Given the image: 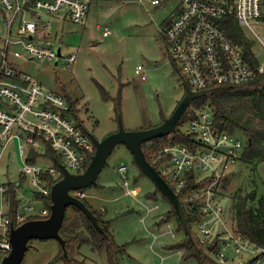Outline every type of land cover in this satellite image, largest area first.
Returning <instances> with one entry per match:
<instances>
[{"label":"built area","instance_id":"1","mask_svg":"<svg viewBox=\"0 0 264 264\" xmlns=\"http://www.w3.org/2000/svg\"><path fill=\"white\" fill-rule=\"evenodd\" d=\"M140 1L153 6L163 2ZM178 1L179 5L158 30L185 83H189L193 91L210 93L214 88L245 84L256 77V69L246 57L245 48L229 37L224 20L235 19L243 29H254L253 23L264 20V0ZM0 6L4 27L0 45V146L6 149L10 142L17 140L25 161L24 177L12 183L14 197L10 193V182L0 184V258L3 259L11 250L13 227L29 220L48 218L51 214V208L44 203L43 208L32 215L33 205L28 203L29 199L23 200L22 188L29 176L31 185L39 190L36 196L51 199L52 185L64 177L63 167L81 174L90 164L96 147L86 126L73 121L68 97L45 91L38 80L16 68L20 59L26 63L49 60L58 67L64 52L58 36L60 43L56 46L52 24L60 16L75 24L83 22L88 17L90 0H0ZM109 33L106 29L105 36ZM51 40V44L47 43ZM75 59V55L70 56L71 66ZM257 70L263 73L264 66L260 64ZM136 74L144 81L148 78L142 65L137 67ZM214 116L213 110L205 107L182 126L179 124L177 129L190 141L171 140L160 149L156 170L175 193H182L179 199L183 209L201 217L192 227L202 244H211L217 238L216 231L219 232L222 249L214 255L217 262L264 264V248L254 245L240 231L228 228L222 198L223 182L241 161L247 139L218 127ZM47 145L61 157L62 170L52 163L49 166L38 164L40 160L50 161L45 157ZM33 151L40 156L37 162L31 163ZM119 171L125 176L126 165H121ZM50 176L55 183H50ZM123 184L125 196L133 194L129 178L124 177ZM73 194L80 199L88 198L87 190ZM156 208L160 209L159 206L147 207V215H152ZM156 238L154 236L153 240ZM178 252L182 257V250Z\"/></svg>","mask_w":264,"mask_h":264},{"label":"rangeland","instance_id":"2","mask_svg":"<svg viewBox=\"0 0 264 264\" xmlns=\"http://www.w3.org/2000/svg\"><path fill=\"white\" fill-rule=\"evenodd\" d=\"M178 5V0H163L158 6L140 0H90L88 17L83 22L75 24L70 19L64 21V16H60L52 24L56 46L61 40L64 52L58 67L49 60L26 63L20 59L16 62V68L38 80L45 91L77 101L80 121L99 140L117 131L120 121L126 130L158 126L174 113L186 93L185 79L169 55L168 45L158 30ZM252 26L254 29L245 27L243 30L254 43V54L264 66V20ZM106 29L110 31L108 36H105ZM3 35L0 14V45ZM47 43L51 44L52 40ZM71 55L76 57L73 66L69 63ZM141 65L148 77L145 81L136 74L137 67ZM117 102H120L121 113L116 109ZM240 103L247 104L248 100L247 103L237 100L231 105L238 110L243 106ZM50 163L38 162L39 165L48 166ZM24 164L17 140L10 142L6 149L0 146V184L18 182L21 176L24 177ZM123 164L127 167L125 176L119 173V167ZM234 168L233 174L223 182L222 198L225 199L228 228L238 232L234 215L236 197L249 195L255 190L258 196L264 194V161L246 164L241 159ZM102 171L98 185L87 189L86 199L104 218L112 221L111 232L116 242L125 245L126 251L120 255L119 263L195 264L183 262L178 251L164 250L162 253L166 256L162 257L157 247L150 246V242L158 245L170 240L175 243L183 239L185 233L176 216L170 219L172 224L166 223L165 235L153 240L154 235L148 230L149 223L162 214L167 215L166 209L173 211V207L161 192L157 196L152 194L157 186L142 173L134 155L125 145L115 148ZM124 177L131 182L133 194L129 196H125L122 190ZM30 181L29 176L22 194L23 200L29 199L28 203L33 205L32 215H35L43 208L44 200L36 196L39 190ZM148 193L151 195L148 196ZM147 205H158L160 209L156 208L150 217L147 215ZM249 205L254 206L255 202H249ZM102 208L106 211V217L105 211L99 210ZM143 217L148 218L140 220ZM168 224L171 228H168ZM155 225V229H158ZM192 231L199 235L195 227H192ZM216 232L219 238L220 234ZM175 233L176 237H173ZM75 246L77 248L76 244L72 248L73 255L79 262L109 264L106 251L98 253L90 244H83L77 249ZM185 250L182 252L185 253ZM27 251L22 264H65L59 259L60 245L55 239L33 240ZM1 261L0 258V264Z\"/></svg>","mask_w":264,"mask_h":264},{"label":"trees","instance_id":"3","mask_svg":"<svg viewBox=\"0 0 264 264\" xmlns=\"http://www.w3.org/2000/svg\"><path fill=\"white\" fill-rule=\"evenodd\" d=\"M224 27L227 29L229 37L245 48L246 57L256 69L257 75L248 83L223 85L219 88L212 89L211 92L204 97L193 100L189 105V109L179 122V126L185 124L186 121L190 117L195 116L199 110L210 106L214 112L215 122L218 127L231 133L237 134L240 132L243 137H246L247 145L243 151L244 154L242 160L246 162V164H253L256 160L264 161V72L259 73L257 70L260 66V62L253 51L254 43H252L251 40H248L243 28L237 24L235 19L231 18H226L224 20ZM68 99L70 102V114L78 125L85 127L80 121L79 110L77 109L78 102L73 101L69 97ZM237 100L245 103H247L248 100V103H240L243 106L241 109L237 110L236 107L231 105V103L236 102ZM116 105L118 113H121L120 102H117ZM243 108L244 110H242ZM171 140L188 143L190 138L186 137L179 129H177L173 135L159 137L158 139L144 143L143 148L145 155L156 169H159V164L156 162V159L159 155L158 153L160 149L167 146ZM38 156H40V154L33 151L30 162H37ZM45 157H47L55 167L62 170L63 162L61 157H59L49 145H47ZM49 179L50 183L56 182L53 181L51 176ZM13 187L14 184L9 183L10 193L14 197L15 193ZM160 192L161 191L157 189L156 192L152 194L157 196V193ZM257 194L258 193L255 190L249 195L237 196L234 206V215L238 232L240 231L243 235L249 238V240L254 245H257V247L264 248V194L261 196H258ZM147 195L150 196L151 194L148 193ZM179 195L181 197L182 193ZM42 199L44 200V203L51 208L52 199ZM82 199L95 214L96 218H98L105 234L98 232L92 221L88 219L84 212L78 207L69 206L66 211L64 225L60 230V234L66 241L68 256H65V252L59 243L61 251L59 259L65 262V264H85L79 262L77 258L74 257V250L72 248L75 244L77 245V248H80L83 244H90L91 248L98 253H103L104 251L107 252L109 264H120L119 257L125 253L126 249L125 245H119L116 242L115 237L111 232L112 221L104 218V215H101L99 211L97 212L88 199ZM249 202H255V205L251 206L249 205ZM16 211L17 205L14 208V212ZM184 213L187 218V224L192 232L191 234L185 231L180 218L174 209L173 211L171 209L167 212V215L162 216V222L166 220L168 221L172 217L177 216L181 230L185 233L183 239L167 245L165 251L177 252L186 249L185 253L182 255V261L186 263L221 264L220 262H217L213 255L218 254L222 249V240L215 238L211 244H202L197 234L192 231L194 221L199 220L201 217L195 212L189 213L184 210ZM171 214H173V216ZM162 252H164V250H162Z\"/></svg>","mask_w":264,"mask_h":264},{"label":"water","instance_id":"4","mask_svg":"<svg viewBox=\"0 0 264 264\" xmlns=\"http://www.w3.org/2000/svg\"><path fill=\"white\" fill-rule=\"evenodd\" d=\"M58 54H61V48L58 49ZM185 91L186 94L174 113L165 118L158 126L144 128L143 130H126L120 121L119 129L102 140H99L90 132L96 151L88 167L81 174L71 173L67 167H63L64 177L51 187L52 205L50 216L45 219L29 220L17 228L13 227L10 233L11 250L2 259L1 264H22L28 252L29 243L36 239L57 240L67 257L66 241L60 234V230L64 225L66 211L69 206L78 207L92 221L97 231L105 234L92 210L83 199L73 193L97 185L102 170L118 145H125L130 150L139 169L154 182L157 189L171 202L185 231L191 234L179 195L175 193L159 171L149 162L143 148L146 142L173 134L192 101L209 93L207 90L193 91L187 82L185 83Z\"/></svg>","mask_w":264,"mask_h":264},{"label":"crops","instance_id":"5","mask_svg":"<svg viewBox=\"0 0 264 264\" xmlns=\"http://www.w3.org/2000/svg\"><path fill=\"white\" fill-rule=\"evenodd\" d=\"M121 175H122V173L121 172H119ZM122 190H123V192H124V195H125V191H126V187L124 186V184H122ZM158 203V202H157ZM93 205V204H92ZM147 206H149V207H151L152 205H147ZM158 205H156V207H157ZM99 210H104L105 211V209L104 208H102V209H99ZM170 211V209H166V212L165 213H167V212H169ZM141 212H142V210H141ZM161 212L163 213V211L161 210ZM161 213V214H162ZM163 215V214H162ZM162 215L161 216H159L158 218H156V219H154L153 221H151L149 224H151L149 227L150 228H148V230L151 232V233H153V235L155 236V237H159V236H161V235H165V229L164 228H166V223H171L172 222V220H166V221H164V222H162L161 220H162ZM105 217H106V211H105ZM151 217V216H150ZM147 218H143V219H140V220H146ZM107 220H108V218H107ZM156 224V225H155ZM172 224V223H171ZM153 225H155L156 226V228L158 227V229H155V227L153 226ZM169 225V224H168ZM145 228V227H144ZM147 228V227H146ZM167 237H170V236H167ZM151 241V240H150ZM153 241V240H152ZM157 243H158V239H157ZM173 242L172 241H170L169 240V242H166V243H161V244H158V245H156V243H152V242H150V246H152V248H156L157 247V250L159 251V252H161V253H159L161 256L163 255L164 257L166 256V255H164L163 253H162V250H165V249H167L166 248V246L167 245H170V244H172ZM176 243V242H175ZM154 245H155V247H154Z\"/></svg>","mask_w":264,"mask_h":264}]
</instances>
